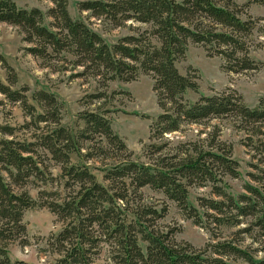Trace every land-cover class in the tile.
<instances>
[{
    "label": "trees",
    "instance_id": "16d2710c",
    "mask_svg": "<svg viewBox=\"0 0 264 264\" xmlns=\"http://www.w3.org/2000/svg\"><path fill=\"white\" fill-rule=\"evenodd\" d=\"M52 7L23 9L11 0H0V24L15 27L30 45L25 52L52 68L81 69L79 78H93L102 87L108 82H132L140 75L151 78L152 91L161 113L149 128L146 163L134 161L124 142L112 131L105 112L79 114L84 127L77 132L60 125V105L54 95L33 94L41 113L27 102L24 90L13 91L12 69L4 62L9 85L0 82V95L19 103L34 128H44L31 142L13 137L15 130L0 127V264H27L11 261L8 246H26L22 222L28 210L46 209L62 226L48 238V247L58 258L54 264H93L107 248L113 264H264V97L249 108L232 89L213 96L185 101L186 92H198L196 76L181 75L176 63L185 57L189 44L200 46L209 58L222 61L232 74H249L261 64L250 57V39L260 19L244 13L239 0H87L77 3L111 28L127 22L148 26L137 35L126 36L108 45L81 19L69 15L67 0H45ZM245 15L242 20L241 16ZM49 22H46V20ZM264 46V28L260 29ZM100 92L85 96V103L104 99ZM213 120L229 121L243 135L241 145L250 156V183L244 193L229 194L225 177H239L238 163L231 157V145L219 139ZM185 126L202 128L193 141L171 143L165 137ZM86 144H89L86 146ZM40 151L59 167L64 194L39 192L34 200L26 188L33 180L43 181ZM80 160L72 164L71 156ZM99 160L103 168L99 182L86 162ZM112 161V164H106ZM148 188L172 202L194 226L211 232L237 229L228 240L212 241L202 249L174 239L176 229H161L158 221L166 207L157 210L143 200ZM210 187L212 198L188 201L190 188ZM249 239L250 244L241 247ZM141 244H144L142 249ZM257 255H262L258 257Z\"/></svg>",
    "mask_w": 264,
    "mask_h": 264
},
{
    "label": "rangeland",
    "instance_id": "374dc122",
    "mask_svg": "<svg viewBox=\"0 0 264 264\" xmlns=\"http://www.w3.org/2000/svg\"><path fill=\"white\" fill-rule=\"evenodd\" d=\"M17 7L23 9H39L46 14L52 7L51 3L45 0H11ZM87 0H67V9L72 19H81L87 26L97 33L108 45L115 44L119 39L126 36L137 35L139 32L148 30V26L127 22L123 27L113 29L103 20H96L88 12H80L77 3ZM238 5H247L244 13L253 19H260L250 39V57L261 64L259 71L249 74H232L223 71L222 61L219 58H209L206 52L200 47L189 44L185 57L176 63L178 72L185 75L196 76L198 92H186L185 101L193 103L200 96H213L226 89H232L239 94L245 105L253 108L258 100L264 97V46L260 29L264 28V0H239ZM245 19V15L241 16ZM46 22H49L47 19ZM23 42V34L15 27L0 24V82L9 85L7 73L3 67L4 62L10 67L16 76V82L10 88L13 91L24 90L29 105L36 108V113H41L37 104L32 100L33 94L46 92L54 95L60 105V125L73 132L83 129L84 125L79 119V114L85 111L105 112V117L110 121L112 131L124 142L127 149L132 153L134 161L146 163L145 148L150 143L149 128L152 122L160 115L161 111L157 106L156 97L152 91L153 82L150 77L140 75L132 82L112 81L102 87L98 80L93 78H79L75 74L81 69H70L67 71H53V68L60 69L63 63L53 61L52 68L44 67L40 60L33 58L25 52L29 47ZM2 61V62H1ZM104 93L102 100L85 103V96ZM30 123V117L23 111L19 103H10L0 95V127H9L15 130L13 137L19 141L33 140L43 124L34 128ZM212 126L220 129L219 139L231 145V157L238 163L239 177L232 179L225 177L223 183L227 192L232 196L244 193V185L250 183L248 174L252 172L249 168L250 156L241 145L243 135L236 132L231 123L226 120H213L205 129L211 130ZM202 128L197 126H185L181 132L166 135L171 143L193 141L197 139V133ZM0 138H8L0 133ZM89 144H86L88 146ZM41 170L43 181L33 180L26 190L34 199H38L39 192H57L64 194L63 181L60 180V169L46 155L40 151ZM72 164H80V160L72 155ZM112 164V161H106ZM91 172L99 182L102 181V173L95 168H103L101 161L86 162ZM210 187L190 188L188 201L194 207L198 206V198H212ZM143 200L147 204L155 205L157 210L162 206L166 207V214L158 221L161 229H176L174 239L177 242H185L195 249H202L212 241L228 240L231 233L237 229L221 228L217 230L214 238L210 231L194 226L191 220L183 217L174 203L164 199L162 194L153 192L150 189H141ZM23 224L26 227V246L14 242L8 246V256L11 261L20 260L27 264H54L58 256L51 252L48 247L50 235L57 234L62 226L57 222L53 214L48 210L33 209L24 213ZM250 244L249 239L241 243V247ZM144 249V244H141ZM261 257L262 255H257ZM93 264H113L107 252L103 248L100 254L94 259ZM235 264H244L237 261Z\"/></svg>",
    "mask_w": 264,
    "mask_h": 264
}]
</instances>
